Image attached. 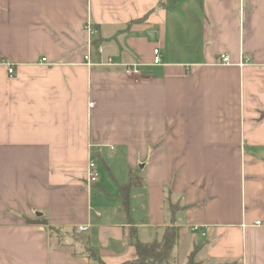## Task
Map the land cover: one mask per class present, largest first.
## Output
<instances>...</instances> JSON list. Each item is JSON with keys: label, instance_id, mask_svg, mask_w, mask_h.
<instances>
[{"label": "crops", "instance_id": "0c3cea01", "mask_svg": "<svg viewBox=\"0 0 264 264\" xmlns=\"http://www.w3.org/2000/svg\"><path fill=\"white\" fill-rule=\"evenodd\" d=\"M0 58V264H122L172 224L184 264H264V0H0Z\"/></svg>", "mask_w": 264, "mask_h": 264}, {"label": "trees", "instance_id": "16d2710c", "mask_svg": "<svg viewBox=\"0 0 264 264\" xmlns=\"http://www.w3.org/2000/svg\"><path fill=\"white\" fill-rule=\"evenodd\" d=\"M133 184L121 187V199L124 206L128 208L129 205V191ZM131 243L134 245L137 252V259L134 261L125 262L122 264H177V258L174 254L175 247L179 239V229L174 224L166 227L165 234L161 240H156L152 243L140 242L132 229L129 236ZM88 258H95L98 264H105L100 260L97 253L92 249H86ZM198 250L195 249L192 253L188 264H193V254Z\"/></svg>", "mask_w": 264, "mask_h": 264}, {"label": "built area", "instance_id": "2783aa9c", "mask_svg": "<svg viewBox=\"0 0 264 264\" xmlns=\"http://www.w3.org/2000/svg\"><path fill=\"white\" fill-rule=\"evenodd\" d=\"M86 31H87L88 39H87V46H86L87 52H86V55L84 57V61L88 67H92V66H94V64L92 62L93 55L95 53L103 55V48H102V46H98V47L95 46V38L94 37H96L98 31L91 23H88V25L86 27ZM154 54H155L154 64L160 65L161 60H160L159 50L156 49L154 51ZM220 60H221L222 65H226V66L231 65L230 58L227 54H222L220 57ZM42 61L46 62V59H43ZM98 65L106 66V67H109V66L123 67L125 69L126 74L129 76L138 75L139 74V67H140L139 64H130L129 65V64L115 63L111 59H109L107 62L102 61ZM0 67H5L7 69L8 75L11 79L16 76V65L14 63H12L11 61H9L8 59L0 58ZM98 180H99V172L97 170L96 163H95V161L90 160L89 165H88L87 183H88V185H94L98 182ZM263 223H264V221L263 222H257L256 226H261ZM87 230H88V227H79L76 230V233L77 234L85 233V232H87ZM193 231L201 232V234L203 236L206 235V233L202 232L201 228H199V227H195L193 229Z\"/></svg>", "mask_w": 264, "mask_h": 264}, {"label": "rangeland", "instance_id": "374dc122", "mask_svg": "<svg viewBox=\"0 0 264 264\" xmlns=\"http://www.w3.org/2000/svg\"><path fill=\"white\" fill-rule=\"evenodd\" d=\"M105 179H108L107 176H105ZM184 252V253H183ZM178 254H179V257L177 258V264H184L185 260H186V254H185V251L183 249V246L182 244L179 246L178 248ZM185 254V255H184ZM177 257V256H176ZM188 264V263H187Z\"/></svg>", "mask_w": 264, "mask_h": 264}]
</instances>
